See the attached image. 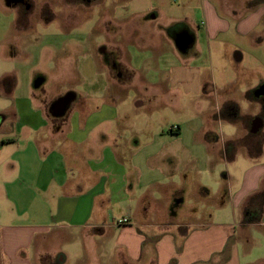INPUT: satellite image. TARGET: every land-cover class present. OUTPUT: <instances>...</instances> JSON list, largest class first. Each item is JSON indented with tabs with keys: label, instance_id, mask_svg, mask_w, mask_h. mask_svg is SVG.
Returning <instances> with one entry per match:
<instances>
[{
	"label": "crops",
	"instance_id": "crops-1",
	"mask_svg": "<svg viewBox=\"0 0 264 264\" xmlns=\"http://www.w3.org/2000/svg\"><path fill=\"white\" fill-rule=\"evenodd\" d=\"M180 1L182 4L179 9H184L187 1ZM248 2L249 5L245 3L243 6L250 14L243 16L238 5L223 6L221 2L215 1L216 4H210L208 10L203 0L201 6L197 7L202 17L196 23L204 33L201 32L197 38L187 25L179 23L174 27L177 30L172 33L173 39L169 37L168 41L167 37H163L165 44L169 42L165 51L156 44L149 46L147 40L137 43V71H142L147 79L158 74L163 77L169 75L167 86H163L160 91H165L169 97L179 101L189 100L186 103L197 104L202 109L199 117L203 118L217 110L219 113L215 116L216 121L240 125L238 117L234 116L236 103L226 101L220 94L225 90L221 84L223 76L215 75L213 71L210 76H205L202 68L206 58H188V49L198 39L216 42L219 34L230 31L232 25L218 16L219 11L237 21L234 26L237 34L241 33L244 24L246 36L253 35L257 45L263 43L264 0ZM155 5L158 3L153 0H137V14L154 9ZM176 9L170 4L163 6V12L165 10L170 17L173 15L171 11ZM161 14L154 13L151 20L159 19ZM252 17L253 21L250 22ZM212 31L214 36L210 38ZM226 54L224 57L229 63L231 59ZM210 57L212 62V54ZM235 58L241 60L244 56L237 53ZM146 63L150 66H145ZM234 82L233 78L226 85ZM247 85L248 89L243 93L251 92V85ZM261 87H264V83ZM14 88L0 91V264H49L54 258L41 249L40 244L55 234L76 239L72 249L76 251L73 264L90 261L88 249L92 245L97 247L101 264H251L245 263V258L241 257L237 234L243 232L239 233L237 227L241 226L244 234L250 233L253 227H259V230L264 227V171H255L250 182L247 174L254 167L247 168L239 179L235 177L240 172L238 174L234 171L235 192L229 216L228 213L224 217L220 215L218 187L211 200L216 207H213V214L211 211H202L197 218H193L195 220L192 224H174L172 215L179 208L173 211L166 209L164 213L159 211L158 206L170 205V201L176 203L177 200L174 205L179 206L189 194L185 198L183 189L179 187L180 190L172 195L170 201L157 197L142 187V171L139 168L131 182V171L124 168L121 155L111 147V137L116 127L112 122L116 121L115 118L94 120L93 112L86 114V117L79 116L76 108L67 117L59 116L65 113L68 101L63 105L57 104L54 117H50L39 106H33L29 100L31 93L27 99L16 98L13 101ZM253 95L257 98L256 92ZM262 96L255 100L248 96V99L259 102L262 107ZM143 104L139 102L138 106ZM222 104L232 114H225L226 109L224 107L222 111ZM208 121H189L198 125L195 131L197 145L187 147L183 152L173 148L165 150L170 159L169 170L173 172L168 174L169 179L175 178L171 165L182 154L190 152L189 156L195 158L202 149L200 155L207 153L210 159H216L211 140L206 137L210 133L207 130ZM138 122L137 130L131 126L123 129L125 132L132 129V135H137V154H142L149 163L158 154L155 146L158 137L172 138L182 134L180 126L166 133L157 131L154 120L143 119ZM263 126L264 123L254 134L259 133ZM250 132L253 133L251 123ZM232 137L234 140L237 134L226 138L233 141ZM246 154L248 160L261 161L264 166L263 144L258 148L253 143L248 145ZM133 157L134 152L130 160ZM148 174H154L153 169H149ZM147 179L149 189L154 179L150 176ZM170 183L176 184L175 181ZM200 187H203L202 182L198 188L195 186L194 191ZM199 191L208 194L205 188ZM117 205L127 208L124 217L128 222L125 224H117L113 215L108 213L110 206ZM238 209L244 213L241 222L237 220ZM218 219L223 221L218 222ZM76 246L80 248L79 251L75 249ZM60 256L57 263L67 264V255L60 253Z\"/></svg>",
	"mask_w": 264,
	"mask_h": 264
},
{
	"label": "rangeland",
	"instance_id": "rangeland-1",
	"mask_svg": "<svg viewBox=\"0 0 264 264\" xmlns=\"http://www.w3.org/2000/svg\"><path fill=\"white\" fill-rule=\"evenodd\" d=\"M186 1L185 8L179 9L182 4L180 0H153L158 5L139 15L137 0H0V91L10 90L14 86L13 101L16 98L27 99L28 95H32L29 100L33 106H39L50 117H54L57 101L62 100L69 103L65 113L59 115L61 117L69 116L76 108L79 116L86 117L93 112L94 120L116 119L112 122L116 127L111 137V147L121 155L124 168L131 171V182L139 168L142 171V187L157 197L169 200L180 190L179 187L183 189L185 198L189 194L179 206L174 205L178 200L176 203L169 200L170 205L158 206L159 211L164 213L166 209L173 211L178 207L172 216L174 224L181 226L192 224L195 220L193 218H197L202 211H211L213 214V207H216L211 200L218 187L220 215L224 217L228 213L229 216L235 192L234 171L238 174L240 172L235 177L239 179L247 168L254 167L247 174L249 182L255 171H264L261 161L248 160L246 156L248 145L253 143L255 148L262 144L264 146V126L257 134L250 132L251 120L264 112V106L249 100L247 95L253 92H256L257 98L261 95L257 91L264 83V42L257 45L253 35L246 36V25L242 24V34H237L234 29L237 21L219 11L218 16L232 25L230 31L219 34L216 42L198 39L188 49V58H206L202 68L205 76H210L212 71L215 75L223 76L221 84L225 90L220 94L226 101L236 103L234 116L238 117L240 125L216 121L215 116L219 113L217 110L203 118L199 117L202 109L197 104L186 103L189 100L179 101L169 97L165 91H160L163 86H167L169 75L163 77L158 74L147 79L142 71H137V43L147 40L149 46L156 44L165 51L169 42L165 44L163 37H167L168 41L169 37L173 39L172 33L177 30L174 27L179 23L187 25L197 38L201 36V32L204 33L196 23L202 17L197 7L201 6L203 0ZM204 1L208 10L209 5L216 1L223 6L238 5L243 16L250 14L243 6L245 3L249 5V0ZM169 4L177 8L171 11V17L165 10L163 12V6ZM154 13L162 14L159 19L151 20ZM213 36L214 31L210 38ZM261 36L264 37V34ZM237 53H242L244 58L236 60ZM225 54H229V63ZM145 66L149 67L150 64L146 63ZM233 78L235 82L227 86L226 83L232 82ZM247 84L251 85V92L243 93L248 89ZM139 102H144L143 106L139 107ZM224 107L225 114H232L226 105H223L222 111ZM95 110L98 112L95 113ZM143 119L154 120L153 123L160 132L169 133L175 126H180L182 130V134L176 137H158L155 142L158 154L150 163L142 154H137V135H132V129L126 132L123 129L131 126L137 130L138 121ZM198 119L209 120L207 130L210 133L206 137L211 140L216 159H210L207 153L200 155L202 149L195 158L189 156L190 152L182 154L171 165L175 178L169 179L168 174L173 172L169 170L170 159L165 150L173 148L177 152H183L185 148L197 145L195 131L198 125L189 121ZM232 134H237V137L234 140L232 137L233 141H229L230 138L226 137ZM202 139L201 137L200 140ZM132 152L134 157L130 160ZM149 169H153L154 174L149 175ZM149 176L154 181L148 189ZM171 181L176 184H171ZM200 182L203 187L194 191ZM203 188L207 190V195L199 191ZM126 209L120 205L110 206L108 213L117 221L125 218ZM236 213L237 220L240 221L244 213L240 209ZM222 221L218 219V222ZM237 229L239 233L243 232L237 234V245L241 257L245 258L244 262L264 264V227H260V230L259 227H253L246 234L241 226ZM71 240L66 235L59 237L55 234L40 244V248L54 258L49 264H59L57 261L61 259L60 253L67 255V264L75 263L76 251L72 249L76 239ZM75 249L80 250L77 246ZM88 250L90 261L78 264H101L97 247L92 245Z\"/></svg>",
	"mask_w": 264,
	"mask_h": 264
},
{
	"label": "flooded vegetation",
	"instance_id": "flooded-vegetation-1",
	"mask_svg": "<svg viewBox=\"0 0 264 264\" xmlns=\"http://www.w3.org/2000/svg\"><path fill=\"white\" fill-rule=\"evenodd\" d=\"M86 1L90 2V1H92V0H86ZM103 51H104V50H103ZM119 67H120V65H119ZM261 99L263 100V106H264V95L261 97ZM64 103H65L64 101L59 100V101L55 104V106H56L57 104H58V106H59V104H60V105H63ZM55 106H54V107H55ZM260 122L264 123V112H263L260 116L255 117V118L251 121V129L257 127V126L260 124ZM253 123H254V124H253Z\"/></svg>",
	"mask_w": 264,
	"mask_h": 264
},
{
	"label": "water",
	"instance_id": "water-1",
	"mask_svg": "<svg viewBox=\"0 0 264 264\" xmlns=\"http://www.w3.org/2000/svg\"><path fill=\"white\" fill-rule=\"evenodd\" d=\"M258 92H259L261 95H264V87H261V88L259 89ZM253 124H254V123H253ZM262 125H263V123L260 122V124H259L257 127L252 128L251 131H252L253 133L257 132V131L259 130V128H260Z\"/></svg>",
	"mask_w": 264,
	"mask_h": 264
},
{
	"label": "built area",
	"instance_id": "built-area-1",
	"mask_svg": "<svg viewBox=\"0 0 264 264\" xmlns=\"http://www.w3.org/2000/svg\"><path fill=\"white\" fill-rule=\"evenodd\" d=\"M127 222H128L127 218L119 219V220L116 221L117 224H125Z\"/></svg>",
	"mask_w": 264,
	"mask_h": 264
},
{
	"label": "trees",
	"instance_id": "trees-1",
	"mask_svg": "<svg viewBox=\"0 0 264 264\" xmlns=\"http://www.w3.org/2000/svg\"><path fill=\"white\" fill-rule=\"evenodd\" d=\"M249 98H250V99H254V100L257 99V98L253 95V93H250V94H249ZM259 98H260V97H259ZM262 196H264V194H262Z\"/></svg>",
	"mask_w": 264,
	"mask_h": 264
}]
</instances>
